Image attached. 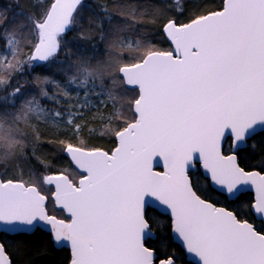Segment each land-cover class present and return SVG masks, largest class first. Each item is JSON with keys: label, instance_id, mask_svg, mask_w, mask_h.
<instances>
[{"label": "snow or ice", "instance_id": "6c2138e0", "mask_svg": "<svg viewBox=\"0 0 264 264\" xmlns=\"http://www.w3.org/2000/svg\"><path fill=\"white\" fill-rule=\"evenodd\" d=\"M81 4L48 0L39 16L18 13L24 19L5 29L10 54L0 56V86L7 87L26 64L55 60ZM117 7L133 22L136 16L165 18L154 0ZM2 23L7 20L0 18ZM126 28L109 31L107 59L77 55L66 65L60 62L63 86L37 76L38 94L17 87L0 103V232L29 233L43 224L56 243L70 246L68 264H157L156 251L146 241L154 235L151 214L163 209L172 234L195 264H264V156L261 171H249L237 154L250 133L264 128V0H221L216 10L186 23L167 18L162 27L172 45L167 51L133 41ZM124 57L132 62L122 63ZM46 84L58 91L50 95ZM121 87L135 95L125 101ZM92 96L105 97L100 103L111 101L115 109L108 117L100 114L116 141L110 150L84 139L70 142L87 127ZM43 100L58 108L44 106ZM72 100L79 103L58 110L62 101ZM125 112L128 119L121 118ZM33 120L57 129L63 124L72 133L59 144L80 178L74 181L67 168L43 175L42 185L54 188L51 197L42 193L41 178L25 180L16 172L18 162L27 159L24 129L36 132ZM226 136L231 137L229 154L223 150ZM157 157L162 172L154 170ZM197 173L209 183L197 184ZM246 188L254 196L236 209L210 198L215 192L235 203ZM50 200L70 220L50 215ZM241 211L251 213L252 221L241 218ZM5 251L0 244V264H10ZM177 260L172 254L159 264Z\"/></svg>", "mask_w": 264, "mask_h": 264}, {"label": "trees", "instance_id": "16d2710c", "mask_svg": "<svg viewBox=\"0 0 264 264\" xmlns=\"http://www.w3.org/2000/svg\"><path fill=\"white\" fill-rule=\"evenodd\" d=\"M47 2L48 0H0V18L7 20V23L0 24V35L4 36V40H0V47L4 45L8 37L5 29H9L13 23L24 19L18 13L23 11L25 15L35 14L39 16L42 7L47 6ZM130 2H133V0H83L81 6L78 7L76 24L66 30V34L63 35L58 59L53 60L51 64L37 63L32 67H24L22 72L15 74L13 79L18 80V84L22 83V92L30 90L31 93H39L40 85L36 80L37 76L47 75L53 80L65 81L64 74L57 71L58 65L60 62L65 65L72 62L77 55L95 57V60L107 59L108 34L112 28L127 26L126 34L129 38L133 40L141 39L144 44L150 42L154 50L167 51L170 50V45L162 33V27L167 18H174L179 23H186L195 15L203 14L205 10H216V6L221 4V0H154L165 9V18L154 19L151 15L136 16L133 22L131 16L122 15L121 9L117 7L118 4ZM138 11H143V9H138ZM24 51L27 52L28 50L25 49ZM69 51L74 55H65ZM132 55H135V53L129 54V56ZM95 60H93L94 63ZM121 62L128 63L132 61L129 57H124ZM107 83L109 86L111 85L110 80ZM13 84L15 85V83ZM48 85H44L45 89H48ZM12 86L0 87V93L3 94L5 90L10 89ZM53 89V93L58 91L55 88ZM120 92L125 101L130 100L135 95L134 91L122 87ZM0 103H3V100H0ZM69 103L77 104L79 102L75 100L62 102L63 106H67ZM51 105L58 108L55 104L51 103ZM59 110L64 111L65 108L60 107ZM104 111L107 112L104 117H108L114 113L115 109L112 105H109L105 106ZM85 115L87 127L83 129L77 139H72L70 142L77 144L79 139H84L87 140L90 146L102 147L105 150L113 148L115 140L105 127L108 120L101 119L96 110L87 111ZM93 116H96V119H92ZM121 118L128 119V113L125 112V116ZM79 122L77 121V123ZM31 123L36 126V132H32L29 128L24 129L27 133L24 139L27 159L18 162L21 167L17 168L16 172L18 174L22 172L25 180H34L37 177L40 178L41 175L50 174L51 171L65 168L75 173L76 176L73 178L79 176V173L71 167L68 158L62 153L59 144V141L72 135L71 131L56 130L55 128L51 132L47 127L45 128L42 122H39V124L33 120ZM123 126L126 125H120V127ZM89 129H93V131L90 132ZM57 133L59 134L57 135ZM37 136H39V139H37ZM226 146L228 147V144ZM227 149L225 148L224 151L226 152ZM241 149L237 153L241 166L247 170L257 169L261 171L259 162L264 156V128L252 134ZM45 165H51V169L45 168ZM196 183L204 186L208 184V180L197 173ZM248 197L247 194H242L240 201L232 203L224 200L222 195L213 192L210 198L214 202L222 201L226 205L240 207L241 204L248 202ZM48 210L49 213L57 217L62 216L61 211L53 207L51 200L48 203ZM250 215L249 212L241 211V218H247ZM150 227L155 236L146 241V246L155 249L156 259H164L168 255L175 254L178 257L177 263L193 264L185 259L180 246L172 240L170 236V218L167 215L159 212L152 213ZM1 242L11 260V264L68 263V249L66 247H54L49 233L41 229H36L29 234L7 235L6 239H1Z\"/></svg>", "mask_w": 264, "mask_h": 264}, {"label": "rangeland", "instance_id": "374dc122", "mask_svg": "<svg viewBox=\"0 0 264 264\" xmlns=\"http://www.w3.org/2000/svg\"><path fill=\"white\" fill-rule=\"evenodd\" d=\"M9 37H7L6 38V40L8 39ZM134 41V40H133ZM59 52H60V50H59ZM10 53L8 52V46H7V43H6V41H5V43H4V45L3 46H1L0 47V56H3V55H9ZM58 56V55H57ZM55 57V59H58V57ZM20 59H24V58H26V57H19ZM24 67H29V65H25ZM54 80H56V81H58V82H60V84L63 86L65 83H66V80L65 81H59L58 79H54ZM16 80L15 79H12L11 80V83L8 85V86H12V87H10V89H8V90H5V92L3 93V94H1L0 93V100H3L4 101V98L5 97H8L9 98V100L11 99V93L14 91V89H16L17 87H20L21 88V91H22V88L23 87H21V85H22V83H20V84H18V80L15 82ZM13 83H15V85L13 84ZM46 86V85H45ZM0 87H2V86H0ZM54 87H53V85L52 84H49L48 85V89H46L48 92H49V94L50 95H52L53 94V89ZM73 95H75V92H73ZM80 95L81 96H83V93L81 92L80 93ZM91 101H92V103L95 105L94 107H91L90 108V110H100L99 112H98V114H99V116H100V114L102 113L103 114V116H106V111H104V109H105V106H111L112 104H111V101H109L108 102V104L107 105H103V104H101L100 103V101L101 100H104L105 99V97H103V96H100V97H97V96H92L91 98ZM76 101V100H75ZM62 102H65V101H62ZM70 102V101H69ZM78 102V101H77ZM43 104H44V106H46V107H49V108H56V107H53L52 105H51V103H49V101L48 100H43ZM64 108H66L67 106H63ZM59 110V109H58ZM90 110H88V111H90ZM43 124H44V126H45V128L47 127L51 132H52V130L53 129H55L56 127H54V126H52L51 124H47V123H45V122H43V121H41ZM40 124V123H39ZM56 130H62V131H66L65 130V126L62 124L61 125V127L59 128V129H57L56 128ZM225 148H228L227 146H225ZM77 172V171H76ZM77 173H79V172H77ZM76 176V175H75ZM80 176V175H79ZM79 176H77L76 178H74V181H76L78 178H79ZM42 177H43V175H41V186H42V193L43 194H45L46 196H47V194H48V197H50V195H51V192H52V188H51V190H50V188H48L47 186H43L42 185ZM61 211V210H60ZM61 213H62V211H61ZM59 217H61V218H65V216L63 215V213H62V216H59Z\"/></svg>", "mask_w": 264, "mask_h": 264}, {"label": "water", "instance_id": "95a60500", "mask_svg": "<svg viewBox=\"0 0 264 264\" xmlns=\"http://www.w3.org/2000/svg\"><path fill=\"white\" fill-rule=\"evenodd\" d=\"M162 33H163V31H162ZM163 35H164V33H163ZM164 37H165V35H164ZM166 39V38H165ZM167 40V39H166ZM167 42L169 43V45H170V49L172 48V45L170 44V42L167 40ZM263 128H261V127H257L256 129H255V131L254 132H252V133H250V136L252 135V134H254V133H256V132H258V131H260V130H262ZM249 136V137H250ZM227 139H229V151L227 152V153H225V154H229V153H231V151H232V147H231V137L230 136H226L225 138H224V140H223V150H224V145H225V143H226V141H227ZM245 144H243V145H241L240 147H243ZM116 146V141H115V145H114V147ZM113 147V148H114ZM66 156V155H65ZM67 158H68V160L70 161V159H69V157L68 156H66ZM159 159L160 158H154V161H153V165H154V170L155 171H158V172H162V171H164V168H163V161H162V159H160V162H159ZM74 168V167H73ZM75 169V168H74ZM77 172H79L77 169H75ZM253 170H255V169H253ZM249 171H252V170H249ZM256 171H258V170H256ZM202 175V174H201ZM203 176V175H202ZM205 177V176H204ZM80 178V177H79ZM79 178L76 180V181H78L79 180ZM206 178V177H205ZM208 183H209V181H208ZM54 191V188H52V192ZM245 191H250L251 193H252V197L254 196V190H252V189H250V188H246L243 192H245ZM51 192V193H52ZM50 197H51V195H50ZM55 209H59V210H61L62 212H63V215L65 216V217H67L68 218V220H70V216H68L62 209H60V208H58V207H55ZM157 212H159V213H161V214H165V215H167L168 216V214L167 213H165L164 212V210L163 209H160V210H158ZM50 215H52V214H50ZM169 217V216H168ZM170 218V217H169ZM58 219H60V218H58ZM67 221V220H66ZM36 229H41V230H43V231H45V232H47V233H49L48 232V229L43 225V224H40L39 226H37L36 228H35V230ZM151 231L154 233V231L151 229ZM31 232H33V231H31ZM31 232H29V233H31ZM0 233H5V234H8V235H13V234H9V233H6V232H0ZM29 233H26V234H29ZM18 234V233H17ZM49 236H50V239H51V241H52V244H53V246L54 247H56V248H60V247H66L67 249H68V252H69V256H70V246L66 243V242H63V241H61L60 243H56L54 240H53V238L51 237V235L49 234ZM155 236V233H154V235H153V237ZM170 236H171V238H172V240L176 243V244H178L179 246H180V248H181V250L183 251V253H184V257H185V259L187 260V261H190V262H192L193 264H195V257L194 256H191V255H187L186 253H185V250L181 247V244H180V242L175 238V236L172 234V231H171V220H170ZM152 237V238H153ZM0 244H2L1 243V241H0ZM3 245V244H2ZM5 254H6V256L9 258V256H8V254L6 253V251H5ZM9 260H10V258H9ZM159 260H161V259H156V261H157V264H159ZM10 264H11V260H10ZM68 264V263H67ZM177 264H180V263H177Z\"/></svg>", "mask_w": 264, "mask_h": 264}, {"label": "flooded vegetation", "instance_id": "af4514ba", "mask_svg": "<svg viewBox=\"0 0 264 264\" xmlns=\"http://www.w3.org/2000/svg\"><path fill=\"white\" fill-rule=\"evenodd\" d=\"M247 170V169H246ZM249 170H253V169H249ZM255 170H257V169H255ZM259 171V170H258ZM80 177V176H79ZM243 194H247L249 197V200H248V202H250L251 201V199H252V193L250 192V191H245V192H243ZM224 197V196H223ZM224 200H226V201H230V200H228V199H225V197H224ZM214 202V201H213ZM216 203H217V205L218 206H226V207H229L230 205H226V204H224L222 201L220 202H217L216 201ZM230 209H236V208H239V207H236V206H230L229 207ZM251 214V213H250ZM58 218H61V217H58ZM249 220H250V222L252 221V217H251V215L249 216V217H247ZM61 219H64V220H68V218H61ZM7 235L8 234H5V233H0V241H1V239H6V237H7ZM154 238V237H153ZM2 243V242H1Z\"/></svg>", "mask_w": 264, "mask_h": 264}]
</instances>
